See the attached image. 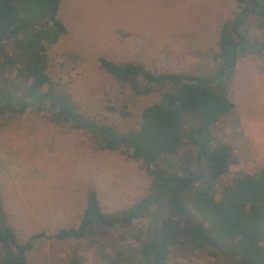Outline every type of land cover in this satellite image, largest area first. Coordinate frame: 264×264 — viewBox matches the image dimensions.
I'll list each match as a JSON object with an SVG mask.
<instances>
[{"label": "rangeland", "instance_id": "374dc122", "mask_svg": "<svg viewBox=\"0 0 264 264\" xmlns=\"http://www.w3.org/2000/svg\"><path fill=\"white\" fill-rule=\"evenodd\" d=\"M241 1L59 0L57 18L65 34L45 45L47 76L81 117L110 126L116 134L134 131L141 110L157 102L164 89L135 95L105 73L97 59L141 65L152 74L210 77L217 64L213 57L219 28ZM242 30L261 50L239 55L224 79L233 108L210 129L208 144L227 146L229 165L215 181V190L230 185L238 174H255L264 167V22L249 18ZM194 156V148L183 139L173 158L175 168L193 167ZM149 183L141 161L101 149L85 131L54 124L32 111L0 116L3 221L18 243L44 233L33 242L25 264H67L72 255L78 264H106L103 256L114 258L120 251L127 261L123 264H139L133 250L152 229L156 209L103 235L77 241H58L54 235L76 227L90 190L102 213L115 214L143 198ZM211 250L178 245L165 264L229 263L220 255L210 256Z\"/></svg>", "mask_w": 264, "mask_h": 264}, {"label": "trees", "instance_id": "16d2710c", "mask_svg": "<svg viewBox=\"0 0 264 264\" xmlns=\"http://www.w3.org/2000/svg\"><path fill=\"white\" fill-rule=\"evenodd\" d=\"M241 2L219 28L218 52L213 57L217 64L210 77L152 74L141 65L97 59L105 73L128 85L135 95L164 89L157 102L141 110L136 130L116 134L112 127L77 114L68 96L55 90L47 76L45 45L65 34L57 18L59 0H0V116L32 111L54 124L85 131L101 149L141 161L150 180L143 198L115 214L102 213L90 190L76 227L59 229L56 240L77 241L126 228L157 206L155 214L164 209L167 214L153 217L152 229L133 250L139 264H165L178 245L213 249L207 253L229 261L224 264H264V167L255 174H238L230 185L215 190V181L228 171L229 148L208 144L210 129L233 108L223 96L226 74L234 69L239 55L261 50L242 29L249 18L264 22V0ZM183 139L195 150L194 166L175 168L173 158ZM178 191L183 196L181 204ZM42 237L44 233L39 232L18 243L3 221L0 202V264H25L33 242ZM103 258L106 264L127 263L122 251L114 258ZM67 264H78V260L72 255Z\"/></svg>", "mask_w": 264, "mask_h": 264}, {"label": "water", "instance_id": "95a60500", "mask_svg": "<svg viewBox=\"0 0 264 264\" xmlns=\"http://www.w3.org/2000/svg\"><path fill=\"white\" fill-rule=\"evenodd\" d=\"M230 72H231V70L229 71V73ZM223 96H226V92L225 91L223 92ZM177 195H178L179 203L181 204L182 203V199H181V196H180V191L177 192ZM165 214H167V210L166 209L162 210L161 212H159V214H156V215L158 217V215H165Z\"/></svg>", "mask_w": 264, "mask_h": 264}, {"label": "flooded vegetation", "instance_id": "af4514ba", "mask_svg": "<svg viewBox=\"0 0 264 264\" xmlns=\"http://www.w3.org/2000/svg\"><path fill=\"white\" fill-rule=\"evenodd\" d=\"M155 209H156L157 211H159V210H158V207H155ZM154 217H157V215H155ZM154 221H155V220H154Z\"/></svg>", "mask_w": 264, "mask_h": 264}]
</instances>
